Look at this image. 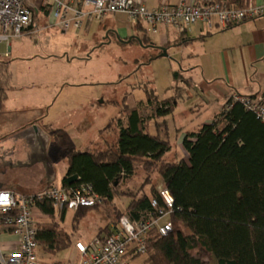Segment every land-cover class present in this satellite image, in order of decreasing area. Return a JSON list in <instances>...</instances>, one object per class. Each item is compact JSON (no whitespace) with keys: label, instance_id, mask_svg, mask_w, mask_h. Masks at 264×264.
Instances as JSON below:
<instances>
[{"label":"trees","instance_id":"1","mask_svg":"<svg viewBox=\"0 0 264 264\" xmlns=\"http://www.w3.org/2000/svg\"><path fill=\"white\" fill-rule=\"evenodd\" d=\"M227 4L241 7L245 2L227 0ZM42 9L47 16L48 9ZM135 26L141 29L139 23ZM139 41L153 45L144 33L138 39L132 37L129 43ZM8 65L0 59V109L11 77ZM181 76L178 71L173 73V95L161 101L163 106L156 109L154 118L167 114L177 99L188 96L192 78ZM143 91L149 105L157 103L159 97L152 88ZM125 113V125L116 122L114 143L98 142L100 147L95 144L84 151L71 149L65 155L67 169L62 186L89 183L101 199L93 206L80 207L70 218L71 229L79 228L90 213H101L102 205L115 198H126L127 205L123 211L115 206L107 211L110 223L117 224L125 213L137 218L139 212L150 209L151 197L159 198L151 183V175L156 172L173 197L169 217L173 228L166 236L154 232L148 237L144 264H264V121L229 96L210 123L184 134L181 144L187 160L167 161L165 155L171 149L167 133L158 129L151 134L148 124L153 117L143 118L137 107L125 108ZM139 172L145 173L143 180L136 189L131 188L129 183ZM72 175L77 181L68 183L67 177ZM146 185H150L148 192L144 190ZM39 206L50 216L48 222L38 226L39 248L51 255L71 245L76 250L79 234L74 236L72 230L61 226L65 212L54 215L45 200Z\"/></svg>","mask_w":264,"mask_h":264},{"label":"rangeland","instance_id":"2","mask_svg":"<svg viewBox=\"0 0 264 264\" xmlns=\"http://www.w3.org/2000/svg\"><path fill=\"white\" fill-rule=\"evenodd\" d=\"M35 26L38 29L36 33L22 37L21 41L10 40L12 46L10 52L6 45L1 44L0 54L3 51L9 52V59L15 60L19 54L14 49L16 43L20 42L24 57L27 54L38 55L42 60H35L32 63L18 61L10 65L7 70L15 81L33 79L34 89L25 92L36 98L41 95L48 101L51 94L54 93L53 97H55L60 89L63 87L65 89L61 93L62 97L56 100L52 107L50 100L46 102L48 103L46 106L39 107L42 114L30 124L24 127L8 125L3 128L5 136L0 141L4 140V144L0 142V148H5L6 153L14 152L8 158L6 156L8 162L11 159L16 161L13 163L14 167L28 165L38 160L45 167V171L52 170L56 185L62 184V174L67 169L65 155L71 149L84 151L94 147L95 144L100 147L103 141H107L106 144L114 143L117 136V120L123 125L126 122L125 108L137 107L143 118L153 117L148 131L157 133L159 129V133L166 132L172 145L177 143L175 137L177 138L179 130H197L209 113L204 111V105L212 97L220 101L222 99L221 95L212 88H209L210 96L205 95L202 99L191 89L192 87L188 86V96L177 99L176 104L167 114L154 118L156 109L163 106L161 101L173 95L175 71L181 73L183 77H191L196 83L209 84L213 80L210 78H214L224 83L231 81L235 88L242 90L245 86L248 88L249 85H256L253 82L259 79L260 72H254V68L249 65L246 70L241 67L234 68V65L228 68L225 65V56L222 54L210 62L208 60L198 62L195 52L189 55V48L172 46L166 48V55H161L160 50L139 43H117L112 36L105 44L98 45L102 43V34L99 36L97 33L96 37L92 38V33L88 35L76 31L62 33L60 28L52 25L48 19L47 21L38 19L35 21ZM234 55L235 53L232 54ZM2 56L1 59L5 58ZM182 83L178 84L184 88ZM146 87L152 88L159 97L157 103L153 105L147 103L143 91ZM67 94L69 99L72 98V94H79L83 99L68 101L63 97ZM215 108L216 106L211 107V111ZM20 144L27 145L28 154L24 158L15 156L24 153ZM180 158L187 160L183 147L177 149L175 147L165 155L167 161H177ZM136 165L140 170L142 166L140 161ZM144 174L141 172L133 177L134 179L129 183L131 188L136 189L135 187L142 182ZM31 176L33 178L35 174ZM46 180L44 183H48ZM162 182L161 176L153 172L151 183L156 186L157 192L160 186H164ZM149 187L150 185H146L144 190ZM126 200V198H116V203L121 208ZM98 216L102 214L98 212ZM70 220L68 216L64 217L61 226L68 232L72 230L74 236L80 234L81 230L88 232L93 222L90 219L83 222V226L71 229ZM88 241L86 237L83 239V242ZM76 252L71 245L54 255L47 253L41 247L37 254L39 261L45 264H73L80 260V255ZM146 256L147 254H144L128 259L127 264H144Z\"/></svg>","mask_w":264,"mask_h":264},{"label":"built area","instance_id":"3","mask_svg":"<svg viewBox=\"0 0 264 264\" xmlns=\"http://www.w3.org/2000/svg\"><path fill=\"white\" fill-rule=\"evenodd\" d=\"M244 2L245 5L236 7L228 5L227 0H182L149 8L134 0H0V45L22 37L35 14L43 11L42 7L48 9L49 22L61 32L78 30L85 22L101 21L113 13H124L134 24L155 32L167 25L182 31L195 23H203L208 30L226 28L264 16V2ZM231 96L264 121V99ZM158 197H151L150 209L139 212L137 218L125 213L109 232L95 235L88 242L76 241L80 260L74 264H127L129 257L146 254V242L152 233L166 236L173 228L169 219L173 197L165 186L158 188ZM43 200L50 202L54 215L61 211L74 214L80 207L101 202L89 183L49 186L27 195L0 188V232L19 237L14 250L0 244V264H45L39 261L36 241L39 224L50 220L39 206Z\"/></svg>","mask_w":264,"mask_h":264},{"label":"crops","instance_id":"4","mask_svg":"<svg viewBox=\"0 0 264 264\" xmlns=\"http://www.w3.org/2000/svg\"><path fill=\"white\" fill-rule=\"evenodd\" d=\"M137 3H141L149 8L156 7L159 4L171 3L175 4L182 0H134ZM189 1V0H187ZM194 1H207V0H194ZM245 1V0H244ZM252 4H262L264 0H246ZM38 19H48L46 15H44L43 11L38 13L32 18L31 24L28 26L27 30L24 32L23 36L32 35L36 33L38 30L35 26V21ZM50 21V19H48ZM45 28V27H43ZM76 31L79 34L88 35L92 33V38L96 37L98 33L103 35L102 43L98 45L105 44L108 42L109 37H114L117 43H129V42H120L117 40V36L122 40H127L129 37H141L143 33L149 38L152 44L156 47H179L182 49L189 48V55H196V59L198 62L202 60H208L209 62L214 60L219 55L225 56V65L230 68L231 65H234V68L241 67L243 70H246L247 66L254 68V72L259 73L258 81H254L253 83L256 85H249L245 89H237L235 88L231 81L229 83H224L220 81V79H213L209 82V84L204 83H196L193 81V87L191 88L196 94L201 96L203 99L205 95H209V88H212L217 93L221 95V101L211 98L210 101L204 105L205 112H209L205 121L202 124L210 123L215 116L222 109L225 101L231 94H239L242 96H250L255 95L257 98L264 99V16L259 17L254 20H246L230 27L226 28H213L208 30V28L203 23H195L187 26L184 30L179 31L177 28L173 26H160L157 28L155 32L146 31L143 26L141 29L137 28L133 22H131L128 17L124 13H113L109 14L105 19L101 21H92L85 22L83 26L78 30H71L69 32ZM63 33V32H62ZM22 37L18 38L16 41L20 40ZM111 40V39H110ZM21 41V40H20ZM112 41V40H111ZM110 41V42H111ZM109 42V43H110ZM7 46V50L10 52L12 50V46L9 44H4ZM158 49V48H157ZM15 52L19 54V57H15V60L9 59V52H1L3 56V60L9 62V65L15 64L18 61L25 63H32L35 60H42L41 56L38 55H28L24 57V53L21 52L20 42L16 43ZM159 50V49H158ZM161 51V50H160ZM232 56V54H234ZM1 59V58H0ZM8 59V60H7ZM220 59V58H218ZM220 61V60H217ZM260 64V66L258 65ZM224 65V64H222ZM260 68V69H259ZM59 84V83H57ZM55 84V86L57 85ZM221 87L220 89L218 87ZM33 88V79H23L20 81H15L12 76L9 79L8 88L5 92L6 98L2 102V106L0 109V139L5 136L4 129L8 125H17L18 127H24L31 122H33L36 118H39L42 114L40 112L39 107L46 106V102L52 101L50 103V107L53 106L56 100L62 97L61 93L64 92L65 87L60 89L57 96L53 97V94L49 96V100L46 101L41 95L38 98L26 93L25 91H31ZM191 95V94H189ZM66 97L68 101L81 100L83 98L80 97L79 94H72V98L69 99V95ZM40 102V103H38ZM216 106L215 109L211 111V107ZM204 112V113H205ZM139 113V110H138ZM140 115V113H139ZM141 116V115H140ZM152 121V119H151ZM151 121L149 124H151ZM148 124V129H149ZM195 131V130H194ZM191 132V130H179L177 133V138L175 145L171 144V151L173 148H181L182 138L185 133ZM155 134V133H151ZM1 144H4V140L0 141ZM20 147L23 148L24 153L17 154L20 158H24L27 156L28 152L26 150L27 145L20 144ZM170 153V151L168 152ZM167 153V154H168ZM175 153V152H174ZM12 153H6L5 148H0V188H6L12 190L14 193L18 194H31L37 192L39 190L45 189L49 186H62L56 185L55 176L52 170L45 171V167L38 160L31 162L28 165H16L13 166V163L16 162L12 159L8 162L6 160L10 157ZM187 155V153H186ZM175 156V154H173ZM183 159V158H182ZM6 166H9L8 168ZM11 170V172H10ZM9 173H11L9 175ZM32 174L35 176L32 178ZM66 176V170L62 174V177ZM48 183H44V180ZM63 179V178H62ZM32 181V182H31ZM55 183V184H54ZM163 183V182H162ZM31 186V187H30ZM156 187V186H155ZM150 188V187H149ZM149 188L145 190L149 191ZM127 205V200L123 202V207H119L116 203V198L109 203H105L101 207L102 216H98L97 212H92L89 214L87 218L82 220L85 223L87 220L92 219L91 228L88 232L80 231L79 237L80 241L86 237L87 240H90L97 234L107 233L111 230L113 223H110V219L106 217V213L110 212L112 207H117L119 210L124 209ZM108 211V212H107ZM123 211V210H122ZM71 218L73 214H65ZM108 227L106 228V225ZM83 226V225H82ZM90 234V237L88 235ZM19 241L18 236L6 234L4 232H0V244L5 249L14 250ZM75 250V249H74ZM77 253V252H76ZM74 264V263H73Z\"/></svg>","mask_w":264,"mask_h":264},{"label":"water","instance_id":"5","mask_svg":"<svg viewBox=\"0 0 264 264\" xmlns=\"http://www.w3.org/2000/svg\"><path fill=\"white\" fill-rule=\"evenodd\" d=\"M136 39H138L137 36H134ZM117 40L120 41V42H129L131 40V37H129L126 41L125 40H122L120 39L118 36H117ZM139 44L142 45V46H145L143 45L140 41H139ZM148 46H152L153 45H148ZM159 50H161V55H166V48L165 47H157ZM77 181V176L76 175H72L70 177H67V182L68 183H71V182H75Z\"/></svg>","mask_w":264,"mask_h":264}]
</instances>
